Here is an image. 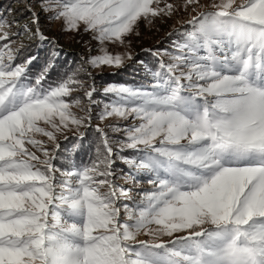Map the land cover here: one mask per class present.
Masks as SVG:
<instances>
[{
    "label": "snow or ice",
    "instance_id": "snow-or-ice-1",
    "mask_svg": "<svg viewBox=\"0 0 264 264\" xmlns=\"http://www.w3.org/2000/svg\"><path fill=\"white\" fill-rule=\"evenodd\" d=\"M23 2H0V264H264V0ZM189 9L148 83L102 89L95 117L126 123L95 125L94 157L56 167L58 136L82 138L101 103L90 69L132 59L107 45ZM41 13L91 33L100 54L55 82L51 62L33 76L18 41L49 40Z\"/></svg>",
    "mask_w": 264,
    "mask_h": 264
},
{
    "label": "rangeland",
    "instance_id": "rangeland-1",
    "mask_svg": "<svg viewBox=\"0 0 264 264\" xmlns=\"http://www.w3.org/2000/svg\"><path fill=\"white\" fill-rule=\"evenodd\" d=\"M2 1V0H1ZM13 2H16L15 4H11ZM169 2L182 6L183 5V0H169ZM214 0H201V3L204 4L205 6L210 5L213 3ZM215 2H218V0H215ZM11 6L13 9L17 7L16 9H22L24 7V2L23 0H8L7 4L5 6ZM20 7V8H18ZM201 9H197V11H200ZM203 10H212L210 7H206ZM13 15L16 19L20 20L21 24L27 23L28 18L27 14L25 16H21L17 12H14ZM48 14L41 13V19H40V26L41 29L43 30L44 34L49 37L48 41H45V44L50 45L51 49L55 53H59V55L62 56H74L77 59V68L80 67L82 63V58L87 59L89 56H95L100 54L98 49L100 45L98 42L92 38L91 33H86L83 31L80 32H71V31H64L61 27V22L57 20H50L47 18ZM191 15H196L195 12H191V9H189L188 12L181 11L178 15H174L171 19H165V20H159L157 19L154 23V25H148L146 22H141L140 27L138 29L139 35H133L129 37L131 40V44L127 47L120 46L119 44H108V50L112 52L113 54L115 53H123L125 51H128L132 55L131 60H126L123 66L117 68L115 66L112 67H104L102 70L101 69H90L92 71L93 75L96 77V85L97 87L101 90L99 94H96V99L100 101L101 103L99 104L98 107L94 109V117L92 120V127L100 124L101 127H105L107 124H124L126 123L123 120H118L117 118H108L106 121L101 123L96 117H95V112H99L100 109L103 107V103L107 102L106 99L103 100L102 96V89L110 84V82H106L103 80V78H106L109 73H115L119 74L124 71V73L128 75H134L133 79H137L138 82L135 86L142 84V83H148L151 79L149 72H148V66L140 65L141 63L138 61L137 63V58L143 54L144 56H153L156 57L158 60L164 59L167 60V53H171L175 50V45L177 43H182L183 40L178 38V32L179 31H185L186 27L183 26L182 28V22L187 21L190 19ZM10 19L12 17H9ZM16 28L13 27L12 31H15ZM171 33V35H170ZM15 39V37H13ZM33 40V39H32ZM24 43L25 45H30V40L27 37H22L18 43ZM150 50V51H146ZM161 53L160 56L155 55V53ZM76 68V69H77ZM131 69L132 72L125 70V69ZM83 78V74H81ZM116 84H120L118 82H112ZM134 86V87H135ZM74 95H82V93L77 92L74 93ZM73 112H75L77 115H83V113L80 111L79 108L73 107L72 109ZM90 128V127H89ZM86 129H81V132H85ZM105 130L109 133V136L112 137L113 139L117 138L120 134L119 133H113L111 129L105 128ZM68 135V140L74 137H78V135L69 132L67 133ZM41 139H46L44 137H39ZM58 140L60 144H62V141L65 139L63 136H58ZM61 149V148H60ZM124 155H131V150H129V153H123ZM116 162H119L120 166L115 164V167L117 169L124 168L127 169V166L120 160H116ZM55 164V161H54ZM57 167V166H56ZM59 168V167H58ZM59 175V174H57ZM117 183L121 185H128L131 182L130 181H125L123 179L117 181ZM144 188H149L150 185H148L145 182L141 185ZM141 240H146L149 239L147 236L141 235L139 237ZM167 239V238H165Z\"/></svg>",
    "mask_w": 264,
    "mask_h": 264
},
{
    "label": "trees",
    "instance_id": "trees-1",
    "mask_svg": "<svg viewBox=\"0 0 264 264\" xmlns=\"http://www.w3.org/2000/svg\"><path fill=\"white\" fill-rule=\"evenodd\" d=\"M4 5L7 4L8 0H0ZM13 2L11 4H15ZM15 7L14 9H16ZM20 8V7H18ZM19 14V12L17 11ZM16 16V15H13ZM186 27L185 25H183ZM182 26V28H183ZM188 28V26L186 27ZM185 31L178 32V38L183 40ZM30 45H28L27 51L24 52V56L28 55H35L37 59L33 62L31 66V73L33 76L39 74V72L49 63H53L54 67L50 70L48 79L51 82L58 81L59 79L63 78L65 74L70 73L76 70L77 66V59L74 56H60L59 53L53 52L50 45L45 44V42L41 43L38 40H30ZM138 61L141 63L140 65L148 66V70L152 69L155 70L158 67L159 60L153 56H144L141 54L137 58ZM130 72L131 69H125ZM149 72V71H148ZM134 76V75H132ZM131 75L124 73L115 74L109 73L106 78H103L106 82H118L120 84L128 85V86H135L138 82L137 79H133ZM103 100L107 98L102 96ZM100 142L99 135L95 132V126L88 128L85 130L84 135L82 138L74 137L71 139H67L62 141L61 149L59 150V158L55 160V165L59 168L68 169L72 163L77 165L86 164L90 161L91 158L95 155V148L97 144ZM126 153H129L126 152ZM132 155V154H131ZM116 165L120 166L119 162L115 163Z\"/></svg>",
    "mask_w": 264,
    "mask_h": 264
}]
</instances>
